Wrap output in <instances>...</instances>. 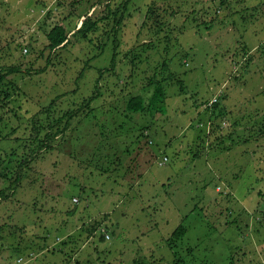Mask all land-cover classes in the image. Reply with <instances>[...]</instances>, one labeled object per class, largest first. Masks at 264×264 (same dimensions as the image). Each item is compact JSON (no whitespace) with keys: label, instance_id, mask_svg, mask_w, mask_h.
<instances>
[{"label":"rangeland","instance_id":"1","mask_svg":"<svg viewBox=\"0 0 264 264\" xmlns=\"http://www.w3.org/2000/svg\"><path fill=\"white\" fill-rule=\"evenodd\" d=\"M125 1L0 0V67L20 70L7 104L0 93V264H264V0ZM86 15L88 39L73 33ZM56 24L72 31L51 52ZM152 79L166 111L126 117ZM97 80L93 112L29 154L32 118L53 99L50 118L75 108ZM214 97L226 113L211 129ZM96 143L119 158L106 172L80 159ZM98 221L109 239L88 234Z\"/></svg>","mask_w":264,"mask_h":264},{"label":"trees","instance_id":"2","mask_svg":"<svg viewBox=\"0 0 264 264\" xmlns=\"http://www.w3.org/2000/svg\"><path fill=\"white\" fill-rule=\"evenodd\" d=\"M128 1L129 0H126L124 2V8L126 7V4ZM147 12L149 13L148 15H154V10L151 8H148ZM154 17L156 18V16ZM117 21H119V19L116 20V23ZM98 22L99 20L93 19L91 15H86L80 21V25L75 27V29L73 30V33H76L81 38L88 39L89 34L97 30ZM66 28L67 27L65 25L56 24L52 26V28L47 32L46 37L48 40V48H50L51 52H54L56 49H59V48H64L69 42V37H70L72 30L70 31V30H67ZM113 61H114V55L112 58V63ZM105 70H107V68L103 70H99V74L101 75ZM15 71H20V70L19 68H16V67H0V93H3L2 103L7 104V102L12 96V93L10 92V90L4 91L1 88V86L2 85L9 86L7 81H5L6 77ZM80 76H81V73L77 76L76 81L80 78ZM97 83H98V80L96 81V84L94 86L92 93L84 97L80 101V103L77 104L75 108L68 109L66 110V112H63L61 114H58L55 117L50 118L51 116L50 113L52 112V109H53V102H54V99H53L43 110H41L43 114L46 115L47 118H32V121H31L32 133H31V140L29 141V144H31V148H30L29 154L30 153L34 154L36 150H39V151L50 150L52 148V143L55 141V139L59 138L60 136L61 137L64 136L66 134V131L70 127L72 130L75 124L81 123L82 118H80L79 116H85L88 113L93 112L94 108L92 107L91 104L99 96V90L97 88L98 86ZM147 86L151 87V91L145 90L146 93H149L148 95L130 94L126 97L124 106L126 107L125 110L127 113H123L126 117H130L131 113H134V114H139L140 116H149V118H154V115L156 113H164L166 111L165 109L166 106L164 104L165 92H164V89L160 81L152 79L147 84ZM72 91L75 92L76 89ZM207 106H210L213 109H215V111L212 110V116L214 118H208L210 120L207 121L208 123H212L210 124L211 129H212L214 122H212L211 119H216V117L218 116L217 113H220L221 116L225 115L226 110L223 107L221 108V110H219L220 100H217L211 105L208 104ZM216 110H218L217 113H216ZM37 115L38 114H35V117H37ZM73 120H75V123L72 126ZM223 122L225 121L224 120L220 121L217 125L222 127ZM198 124H197V127H198ZM149 127H150V122L142 125L140 127V134L143 135L142 131ZM69 137L70 136L66 137L65 140H67ZM12 154H14L13 151H12ZM82 156L80 157L81 161H83L84 163H87L89 166H93L97 168V170L101 172H106L108 169H111L114 161L119 160L117 155L109 151H107L106 153L101 151L100 143H96L94 148L89 154L82 155ZM26 161L27 160L25 158L18 159L19 165L24 164V162ZM4 169H6V167H4ZM18 174L14 175L12 178L9 179V186H7L8 189H11V190L15 189L16 184L20 181V175ZM0 178H8V177H7V174L3 172V173H0ZM5 197H7V193H5V188L0 189V198H5ZM101 227H102V222L98 221V222H94L93 224L88 226L86 229L88 231V234L91 233L92 235H95L97 232L98 233L100 232ZM185 233H186V228L183 224L180 223L172 231L170 237L168 238V242H170L171 246L173 247L185 235ZM99 234H100L99 239L101 241L107 239L104 234H101V232Z\"/></svg>","mask_w":264,"mask_h":264},{"label":"built area","instance_id":"3","mask_svg":"<svg viewBox=\"0 0 264 264\" xmlns=\"http://www.w3.org/2000/svg\"><path fill=\"white\" fill-rule=\"evenodd\" d=\"M24 51L26 52V49H24ZM217 100H218V98H217V97H214V98H212L210 101H208V104L211 105V104H213L214 102H216ZM223 124H225V122H223ZM200 125H202V123H201ZM166 161H167V157L165 156V157H163V158L158 162V165H162V164H164ZM73 200L77 202V199H76V198H74ZM102 230H103V232H104V229H102ZM104 235H105V237H106L107 239H109V234L104 233ZM18 262H19V260H18Z\"/></svg>","mask_w":264,"mask_h":264}]
</instances>
